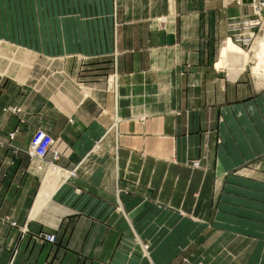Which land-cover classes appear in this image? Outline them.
<instances>
[{"label": "crops", "instance_id": "obj_1", "mask_svg": "<svg viewBox=\"0 0 264 264\" xmlns=\"http://www.w3.org/2000/svg\"><path fill=\"white\" fill-rule=\"evenodd\" d=\"M253 11L0 0V264H264V26L228 29ZM39 130L56 168L28 153Z\"/></svg>", "mask_w": 264, "mask_h": 264}, {"label": "built area", "instance_id": "obj_2", "mask_svg": "<svg viewBox=\"0 0 264 264\" xmlns=\"http://www.w3.org/2000/svg\"><path fill=\"white\" fill-rule=\"evenodd\" d=\"M252 6L254 8V14L252 16H244L231 20L228 25L229 32L232 38L239 43L248 45L249 42L254 40L255 31L257 28L264 26V0H253ZM117 82V77L115 80ZM13 112H19V110H14ZM16 135V132L10 134V137L13 139ZM28 153L31 156H35L39 159H46L47 156H51V163L56 164L57 161L63 155L62 150L58 145V140L52 138L43 131H39L34 135V138L28 149ZM201 166L199 161H194L190 164L192 168H199ZM12 226L17 227V224L14 222ZM22 233L27 231V228L19 227ZM42 239L48 243H56L57 237L55 234L45 233L42 235Z\"/></svg>", "mask_w": 264, "mask_h": 264}, {"label": "bare ground", "instance_id": "obj_3", "mask_svg": "<svg viewBox=\"0 0 264 264\" xmlns=\"http://www.w3.org/2000/svg\"><path fill=\"white\" fill-rule=\"evenodd\" d=\"M257 48V47H256ZM255 57L258 59V64L254 68L255 73L264 72V38L261 39L258 51L255 54ZM260 75V74H259ZM62 176L58 175V172L51 168L47 173L44 179L43 192L41 197H47L60 183ZM41 203V200L37 202L38 207Z\"/></svg>", "mask_w": 264, "mask_h": 264}, {"label": "rangeland", "instance_id": "obj_4", "mask_svg": "<svg viewBox=\"0 0 264 264\" xmlns=\"http://www.w3.org/2000/svg\"><path fill=\"white\" fill-rule=\"evenodd\" d=\"M241 17H244V16H240V17H237V18H241ZM236 18V19H237ZM231 39H233L232 38V36L230 35L229 36ZM14 53H17V52H11L10 53V55H9V57L8 58H12L13 59V57H14ZM21 54H23L24 55V53L23 52H19V53H17V55H20L21 56ZM15 59H18V57L17 56H15ZM24 58H22V60H23ZM29 59H31L32 61H33V63H32V65L38 60V57H35V58H33L32 56H29ZM19 66H21L20 64H18ZM54 64H53V60L52 59H50V60H48L47 61V63L44 65V70L45 71H47V69H48V71H52L53 69H54V66H53ZM25 66H21L20 67V70H23L25 73H27L28 72V70H25ZM113 87L114 86V81L111 83V81H110V84H109V87ZM111 87V88H112ZM5 110H9V111H11V112H13L14 110H17V108H11V107H9V108H6ZM19 110V109H18ZM14 113H18V112H14ZM40 131V130H39ZM39 131H37V132H39ZM36 132V133H37ZM11 134V133H10ZM10 136V135H9ZM29 148H30V146H29ZM28 148V149H29ZM60 160V159H59ZM58 162V161H57ZM50 167H53V168H56V167H58V165H57V163L56 164H53V163H51V166ZM17 224V223H16ZM17 227H18V225H17ZM26 227V226H25ZM21 228H23V227H21ZM27 228V227H26Z\"/></svg>", "mask_w": 264, "mask_h": 264}, {"label": "water", "instance_id": "obj_5", "mask_svg": "<svg viewBox=\"0 0 264 264\" xmlns=\"http://www.w3.org/2000/svg\"><path fill=\"white\" fill-rule=\"evenodd\" d=\"M252 1L253 0H243L244 3H247V2L252 3Z\"/></svg>", "mask_w": 264, "mask_h": 264}]
</instances>
